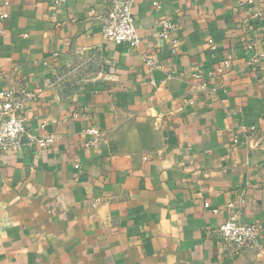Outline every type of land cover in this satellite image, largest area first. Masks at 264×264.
<instances>
[{
	"label": "crops",
	"instance_id": "0c3cea01",
	"mask_svg": "<svg viewBox=\"0 0 264 264\" xmlns=\"http://www.w3.org/2000/svg\"><path fill=\"white\" fill-rule=\"evenodd\" d=\"M111 4L0 0V89L35 94L0 151V264H264V0H133L136 47ZM228 202L259 248L222 239Z\"/></svg>",
	"mask_w": 264,
	"mask_h": 264
},
{
	"label": "built area",
	"instance_id": "2783aa9c",
	"mask_svg": "<svg viewBox=\"0 0 264 264\" xmlns=\"http://www.w3.org/2000/svg\"><path fill=\"white\" fill-rule=\"evenodd\" d=\"M132 2L133 0H112L111 7L104 17V34L107 39L115 44L136 47L141 42L132 12ZM155 5L160 7L157 2H155ZM5 15V13H0L1 18ZM175 29L176 24L173 21L166 20L162 23L159 32L162 39L171 42L173 52H176L175 46L178 43V39L173 36ZM245 45L248 49L254 48L253 41L245 40ZM263 60L264 54H258L254 55L249 62L257 63ZM147 62L151 66L157 65L151 58H148ZM230 66V62L224 60L218 65L214 73L211 72L205 77L216 74L221 75ZM198 76L204 75L199 74ZM34 97L35 94L25 88L19 91L0 89V151H16L23 145L24 138L30 137L23 110ZM87 134L90 136L86 143L87 146L98 145L103 135L99 128H90L87 130ZM31 139L38 144L40 149H43L54 143L55 136L54 134H44L36 137L31 136ZM205 206L209 207L210 204L206 203ZM225 211L228 213V217L219 227V234L222 239L238 249L246 247L259 248L260 241L257 236L256 224L244 222L241 209L234 202H228ZM213 212L217 213L218 209H213Z\"/></svg>",
	"mask_w": 264,
	"mask_h": 264
}]
</instances>
